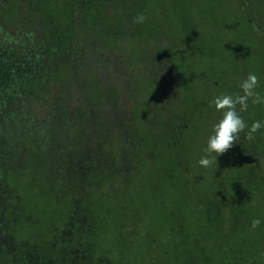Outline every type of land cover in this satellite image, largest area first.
Listing matches in <instances>:
<instances>
[{"label":"trees","instance_id":"1","mask_svg":"<svg viewBox=\"0 0 264 264\" xmlns=\"http://www.w3.org/2000/svg\"><path fill=\"white\" fill-rule=\"evenodd\" d=\"M140 13L143 24L134 22ZM250 72L264 96V0H0V186L29 173L22 187L48 196L27 236L44 231L47 215L68 219L70 198L95 218L102 189L132 174L131 196L116 214L133 222L141 212L158 216L149 235L169 234L170 264H264V129L252 140L242 133L217 165L197 164L220 117L214 97L240 94ZM171 73L194 96L196 114L178 118L159 102ZM241 115L249 125L264 121V104L250 100ZM143 121L163 123L162 133L176 124L180 157L148 156L154 147ZM155 139L169 150L166 134ZM100 223L88 221L83 233L98 225V234ZM45 246L50 257L63 254ZM102 256L95 264H126Z\"/></svg>","mask_w":264,"mask_h":264},{"label":"rangeland","instance_id":"2","mask_svg":"<svg viewBox=\"0 0 264 264\" xmlns=\"http://www.w3.org/2000/svg\"><path fill=\"white\" fill-rule=\"evenodd\" d=\"M161 82L162 81H160V83ZM127 106L130 107V102H127ZM154 123L158 125L157 122ZM153 164L156 163L149 162L148 166H151ZM140 173L141 172H137L135 174ZM133 177L134 176L131 174L128 179L129 183L124 182V180H126V176H124V179L122 181H119V178H116L115 182H111V186H105L102 189L103 195H105V207H103L102 211L100 212H94L98 214L96 216L97 219H95L96 217L93 219L88 218V221L92 220L94 224L98 221L99 223H102V227L98 230V235L94 236V247L96 249L95 252L92 249V256L95 257L93 264H95L100 258L104 259L105 257L102 256L103 254L105 256H108L109 260L118 262V260L122 259L126 264H167V262L168 264H170L169 260L172 258L171 256L174 255V250L173 245L169 239V234L167 232H165V234H162L157 231V233H155L154 235H149L152 231L153 226L157 225L158 216L150 214V212H141L138 216L139 220L141 218V221L133 222L134 220L131 221L130 214H126L128 217L124 219H121L116 214V211L123 207L125 198H128L129 200V197L131 196L129 194L131 192V189L133 188ZM32 178L33 177L31 174L26 173L25 176L17 178L16 182H7L6 187L2 188L4 191L1 189L2 186H0V262L4 260L8 261V255L11 253V250L15 249L17 245H19V243L13 236L14 231L16 229L18 230L16 237L18 236L19 240L24 243L25 240L22 238L26 237L27 235L26 229L34 226L35 222L30 221L29 218L33 216L34 211L39 214L41 210L40 207L45 206L43 205V202L44 199L46 201V188L22 187L24 183L31 181ZM4 188H7V190H5ZM40 189L42 190V193L40 192ZM58 190H62V188H59ZM90 191L92 192V189H90ZM110 193L114 195V203L110 202L107 199L108 197L106 198V196ZM91 199L94 200V197H91ZM70 203L75 204L76 206L73 207V212L70 214V216H84V213L86 212L83 210L87 207V204H82L79 198H70ZM134 205L137 209L142 208V203L139 201H135ZM77 208L80 209L78 213L74 214V211ZM113 208L114 210H112ZM130 208L132 210L130 209L129 212L133 213L135 211L133 210V206ZM149 210L152 212V209ZM106 214L109 218L105 217ZM58 218H61V220L47 215L46 221L44 223L48 224L46 225L45 230L54 232V228L60 227L62 224H64V220L66 217L61 216ZM62 220L63 223H60ZM117 220L119 221L117 222ZM41 224L43 227L44 224L42 222ZM97 226L98 225H93L92 231L95 230ZM100 243L101 245H99ZM19 246L20 248H23V246ZM128 246L129 248L127 250L134 249L135 252H127L126 248ZM79 248L80 250L82 249V247ZM121 248H123L125 251L123 257L121 255L122 253L120 252ZM165 249H169L168 254L165 252ZM79 254H81V252ZM160 256H168L169 259L168 261L166 258V261H159ZM172 263L175 264V262ZM2 264H11V262H2ZM17 264L25 263L22 262Z\"/></svg>","mask_w":264,"mask_h":264},{"label":"flooded vegetation","instance_id":"3","mask_svg":"<svg viewBox=\"0 0 264 264\" xmlns=\"http://www.w3.org/2000/svg\"><path fill=\"white\" fill-rule=\"evenodd\" d=\"M168 77H169V80H168L169 82L167 85L169 87L166 90V93H164V90L159 91V95H162L161 99H159L161 101L159 102H161L164 105H167L170 114H173L175 117L178 116V118H184V115L186 114V112L189 111V108H190L189 102L192 99H194V96L187 94V93H184L185 95L183 94V90L180 86V83L177 80H175L176 78L175 73H171ZM186 80L187 79L184 77L183 82ZM142 82L143 83L145 82L144 78H142ZM228 91H230V89ZM224 92L225 91H223V93ZM194 103L192 106H196ZM191 114H196V111L192 110L190 112V115ZM198 115L204 116V111L203 113L198 112ZM135 123H137V121H135ZM148 124H151V125H148ZM142 125H144L145 127L143 128L144 130L142 129L141 131L150 133L149 139L151 140V142L149 139L147 140V142H149L154 147L153 151L151 150L148 156H150L151 158H156L157 157L156 154H159V153L166 154L165 156H169L171 154L176 155V153L178 152L179 154L176 155L175 157L177 158L178 156L180 157V154H181L180 151L175 149L177 141L180 140L179 138H177L179 134L177 132L176 124L172 122L171 124H168V127L170 128L169 131L167 132L163 131V133H162L163 127L159 124L157 125L156 123L145 121ZM193 125H196V124H193ZM185 127L187 128L188 126L185 125ZM154 133L155 135H158V137H162L164 134H166L167 141L165 144H167V146L169 147V150L162 151L157 147V141L155 139ZM181 133H182V138H183L184 137L183 131ZM182 142L185 143V138ZM122 144L124 145L125 143H122ZM4 189L7 190V188H4ZM40 192L42 193L41 189H40ZM43 205H46V204H43ZM74 212L78 213V210H75ZM43 220L46 221V217ZM45 221H42V223L44 224L43 226L44 231H41L39 233L32 235V238L30 235L29 236L26 235L24 243L18 241L19 245L23 246V248H20V246L17 245L15 249L11 250L9 257L14 262L20 263L21 259H23L25 264H66V263L67 264H91V263L93 264L94 259L92 256L93 252H92L91 247L95 246L94 236H97L98 234L95 233L94 230L92 231V226L89 227V230L91 232L83 233L84 228L88 222L87 215H84V216H70L69 215L68 219L65 218L64 224H62L60 227L54 228V232L45 231L46 229V223H44ZM60 223H63V220ZM46 244L57 246L58 247L57 250L63 251L62 253L65 254V257L63 256V254L56 255L55 258L54 256L50 257L48 254H46V250H44L45 249L44 247H46L45 246ZM79 247H82V249L80 250ZM80 252L81 254H79ZM65 258L68 260L66 263H65L66 261Z\"/></svg>","mask_w":264,"mask_h":264},{"label":"clouds","instance_id":"4","mask_svg":"<svg viewBox=\"0 0 264 264\" xmlns=\"http://www.w3.org/2000/svg\"><path fill=\"white\" fill-rule=\"evenodd\" d=\"M148 17L144 13L138 14L134 22L143 24ZM259 78L255 73L250 72L239 84L240 94L222 93L214 97L213 103L220 117L212 126L206 137L203 155L197 160L201 168H211L217 165L218 156L232 148L235 142L239 141L241 134L249 140L255 139V135L264 129V121H253L250 125L241 115L247 111L249 101L253 104H264V96L257 92ZM261 224L259 218L251 223L253 229Z\"/></svg>","mask_w":264,"mask_h":264}]
</instances>
